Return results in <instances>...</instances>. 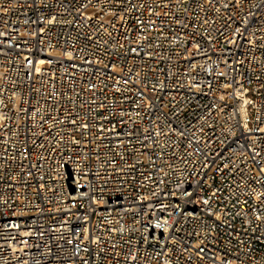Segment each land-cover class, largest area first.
Returning a JSON list of instances; mask_svg holds the SVG:
<instances>
[{
	"label": "built area",
	"instance_id": "built-area-1",
	"mask_svg": "<svg viewBox=\"0 0 264 264\" xmlns=\"http://www.w3.org/2000/svg\"><path fill=\"white\" fill-rule=\"evenodd\" d=\"M0 264H264V0H0Z\"/></svg>",
	"mask_w": 264,
	"mask_h": 264
}]
</instances>
